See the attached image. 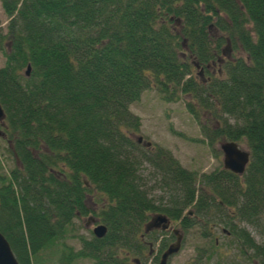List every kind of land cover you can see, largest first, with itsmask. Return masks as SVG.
Listing matches in <instances>:
<instances>
[{"label": "trees", "instance_id": "1", "mask_svg": "<svg viewBox=\"0 0 264 264\" xmlns=\"http://www.w3.org/2000/svg\"><path fill=\"white\" fill-rule=\"evenodd\" d=\"M0 7L2 139L16 164L0 173V233L18 264H40L48 250L59 264H138L134 256L145 257L162 233L143 232L153 214L183 231L202 222L205 240L207 226L221 224L236 256L264 264V244L240 225L264 230V0ZM146 89L182 101L210 146L243 143L244 172L220 166L196 175L168 150L133 139L139 119L129 105ZM154 189L161 196H151ZM89 213L105 233L77 236L74 250L64 239ZM172 237L158 243L154 260Z\"/></svg>", "mask_w": 264, "mask_h": 264}, {"label": "rangeland", "instance_id": "2", "mask_svg": "<svg viewBox=\"0 0 264 264\" xmlns=\"http://www.w3.org/2000/svg\"><path fill=\"white\" fill-rule=\"evenodd\" d=\"M6 22L7 18L0 7V23L3 28ZM223 50L227 55L229 51L227 45L223 47ZM3 61L4 59L0 54V66H2ZM129 111L139 119L137 131L132 135L133 139L136 140L140 136L143 142H149L150 145L160 146L168 150L183 168L195 172L196 175L208 173L221 166L222 155L217 148L221 140L210 146L201 133L198 124L193 121L185 110L182 101L164 102L155 90L146 89L141 92L136 102L129 105ZM238 146L246 149L243 143H238ZM15 165L8 144L0 138V173H6ZM142 168L144 177H148L146 173L149 172V167L144 164ZM151 183L152 181L148 179L147 184L150 185ZM152 195L161 196V191L154 189L151 192ZM90 203L92 204L90 208L93 210L99 207V204H93L91 201L88 205ZM189 213V216L192 217V211ZM99 224L101 223L98 218L92 213L74 219L73 230L68 232L67 237L64 239L65 243L77 250L80 247L77 236L89 237L92 228ZM201 225L202 222L183 231L176 223L170 224L171 228L181 230L182 242L180 249L168 258V264H257L255 259L249 261L247 258L235 255L234 247L228 244L229 238L224 232L226 228L221 224L207 226L210 237L206 240L200 238ZM240 225L247 229L256 243L264 244V230H254L246 224ZM170 229L157 234V236L152 235L156 239L150 245L152 249L150 254H145V257L134 256L139 259L140 264H156L157 259L154 260L153 258L157 255L158 243L163 238L170 237ZM172 240L173 237L168 243ZM212 242H214L215 248L211 250ZM43 259L45 260L40 264H59L56 253H51L50 250L46 251ZM70 264H93V262L89 259H77Z\"/></svg>", "mask_w": 264, "mask_h": 264}, {"label": "water", "instance_id": "3", "mask_svg": "<svg viewBox=\"0 0 264 264\" xmlns=\"http://www.w3.org/2000/svg\"><path fill=\"white\" fill-rule=\"evenodd\" d=\"M222 54L224 55V51L222 50ZM29 65H26L25 75L29 74ZM3 111L0 107V125L3 126ZM137 142H141V137L138 136L136 138ZM149 142H146V145H149ZM219 151L221 152V164L222 168L228 170L234 174L241 175L248 163L249 159V151L246 149H242L238 146V144L234 141H221L218 144ZM170 220L162 214H155L150 217V219L144 225V232H148L152 229H159L161 231L167 229L169 227ZM104 225H97L92 228V234L95 237H101L105 233ZM171 233L174 235V240L170 242L165 249L159 255L158 261L156 264H168V258L175 254L179 249L182 241L181 232L172 228ZM0 264H18L16 258L14 257L10 246L4 236L0 233Z\"/></svg>", "mask_w": 264, "mask_h": 264}, {"label": "flooded vegetation", "instance_id": "4", "mask_svg": "<svg viewBox=\"0 0 264 264\" xmlns=\"http://www.w3.org/2000/svg\"><path fill=\"white\" fill-rule=\"evenodd\" d=\"M0 138H3V134H0Z\"/></svg>", "mask_w": 264, "mask_h": 264}]
</instances>
